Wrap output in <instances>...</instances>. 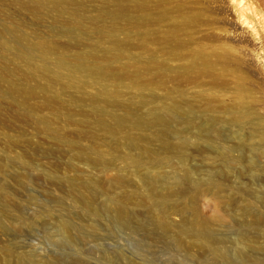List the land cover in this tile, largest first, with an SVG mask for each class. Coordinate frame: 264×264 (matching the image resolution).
<instances>
[{
	"label": "rangeland",
	"instance_id": "374dc122",
	"mask_svg": "<svg viewBox=\"0 0 264 264\" xmlns=\"http://www.w3.org/2000/svg\"><path fill=\"white\" fill-rule=\"evenodd\" d=\"M111 3L87 0L85 14L96 16L99 6ZM149 3L151 23L129 29L126 55L113 66L117 71L139 69L150 84L111 86L120 88L123 99L149 97L144 108L137 102L138 114L173 97L195 112L175 113L178 119L168 123L170 131L129 128L150 137V144H144L149 154H141L143 145L118 142L116 135L95 126L90 102H73L82 92L64 89L59 82L51 91L43 88L47 79L17 57L16 48L0 47V264H241L236 257L241 249L245 264H264V138L252 134L254 124L241 129L231 120L250 106L264 122V0H244L240 9L233 0ZM102 22L111 24L110 17ZM15 24L30 38H47L69 55L91 48L102 55L109 45L77 27L59 32L53 12L37 18L19 3L0 0V27ZM120 24L118 36L127 38L123 28L129 25L123 19ZM0 39L11 40L12 33L6 30ZM196 53L207 57L206 66H190ZM28 71L32 73L25 76ZM28 87L35 92L28 94ZM97 87L86 86L83 92L94 93ZM55 92L59 95L51 102ZM112 110L115 115L124 112L122 107ZM40 117L49 119L50 127ZM155 131L168 140L185 141L184 146L168 147ZM79 146L87 147L91 157L101 150L107 165L79 157ZM129 155L142 156L144 166L132 165ZM116 175L125 177L123 187L113 185ZM154 175L159 179L153 189ZM119 194L126 195L125 217L109 205ZM150 197L166 198L167 229L158 225ZM194 211L210 218L212 245L191 232L187 217ZM215 212H225L224 218L214 219ZM66 222L72 227L66 228ZM179 234L185 249L173 242Z\"/></svg>",
	"mask_w": 264,
	"mask_h": 264
},
{
	"label": "bare ground",
	"instance_id": "6f19581e",
	"mask_svg": "<svg viewBox=\"0 0 264 264\" xmlns=\"http://www.w3.org/2000/svg\"><path fill=\"white\" fill-rule=\"evenodd\" d=\"M11 1L15 2V3H19L26 8H29L30 10H32L33 13H35V16L37 18L39 16L43 15V13L46 11L47 12H53L54 13V20L56 21V23L61 24V26H59V32L70 33L71 29H74L75 27H77L81 31H84L86 33L94 32V33L98 34L100 36L101 41L103 39H107L109 41L108 48L104 49V53L102 55L98 54L97 50H94L92 48L89 50H86V49H78L77 50L76 49L74 54L69 55V54H66L64 51H62V49L59 45H57L56 43L55 44L52 43L47 38H39V39L30 38V36L26 32L19 30L18 24H15L17 27H14L12 29H9V28L6 29L5 26L0 27V33L6 32V30H8L10 33H12V39L11 40L0 39V47L3 50H10L12 48H16L17 49L16 50V56L25 60L26 63L29 64L33 69H35L38 74L42 75L43 77H45L47 79V82L43 85V88L51 91L54 83L59 82L62 84L64 89L74 87V89L76 88L79 92H82L80 94H76L77 96L75 97L73 102L89 101L90 105H91V109H90L91 113H92V115H94V118H95V126L99 127V129L100 128L103 129V131L106 130L107 132H110L111 134L116 135L117 138L119 139L118 142L119 141L127 142L128 143V144L126 143L127 145H134V146L135 145H137V146L143 145V146H141L143 148L141 151V154L142 153H143V155L146 153L149 154L150 153L148 151L149 147L144 146V144L147 146L150 144V142H148L150 140V137L145 135V134H142V133H139V134L137 132L134 133V132L130 131L129 128L132 129L133 127H135V128L144 129V130H145V128H147L148 130H150L149 128L153 129L155 126L156 127L160 126L161 128H159V130L161 129L163 132L164 131H170V129H168V125H169L168 123H170L173 120L178 119V118L176 119L175 113L179 112L178 114H180V112L181 113L185 112L186 116H188L187 113H189V112H191V114L192 113L195 114V112H192L193 109L190 106V104H188L190 108H188V107L186 108V107H184V105L180 104L181 101L175 100L174 97L172 98L174 100L172 101V99H171V101H169V103H165L162 105H160V103H159V106H156V104H155L156 107L155 106L153 108L150 107L149 110L147 109V112L145 114H138L136 112V109L138 108L137 106L139 105V103H137V102H140V104L143 105L149 101V97L143 96L141 99H139V100L137 99L138 100L137 102L134 101L132 99V97H131V99H128V98L123 99L120 88L111 86V83L115 82L116 85L117 84L123 85L124 83L125 84L131 83L133 86L138 85L140 87L141 85L145 86L147 84V82L150 81V80H148L147 82H145L141 78V72L142 71L139 69H136L134 72H128L126 70L117 71V70H115V68L113 66V62L115 59H119V58L124 57L126 55L127 46L129 44V37H130V30L129 29L130 28H136V27H137V29H141L143 27L147 28V26H148L147 23H148V21L150 22V19L152 16V14L150 16V12H149V8H150L149 7V4H150L149 1L150 0H111L112 3L110 6H108L107 4H103V5L99 6L97 15L96 16H90V17L86 16V14H85L88 11V9H87L88 7H86V5H87L86 1L87 0H11ZM132 1H133V3L135 2L133 5H131ZM233 1H237L236 6L239 9L244 4V0H233ZM163 15H165V14H163ZM105 17H110L111 24H107L105 22H102V20ZM121 19L125 20L126 24L129 25L128 27L123 28V30L127 33V36H126L127 38H123V39H121L118 36L119 30L122 29V25L120 24ZM177 27H178L177 25H174L173 27H171V30H173V33L176 31ZM90 28H91V30H89ZM178 29H180V27ZM80 32H77V34H79ZM75 43L81 44L80 39L76 40ZM54 54H56V55L53 56ZM201 54L196 53L194 55L192 65L190 64V66L192 68L196 67L197 62H201V64L204 63L205 66L208 64L207 57H205L204 55H201ZM203 54H205V53H203ZM206 56H207V54H206ZM147 65H149L148 67H150V63ZM204 65L202 66L203 68H204ZM198 66H200V65H198ZM213 66H215V65L213 64ZM145 68H147V66ZM30 73H32V71H28L24 74H25V76H28ZM204 75H205V73H204ZM1 78H2V76L0 75V79ZM145 80H147V79H145ZM94 84L98 85L96 92H94V93L93 92H83V89L86 86H90V85H94ZM149 84H150V82H149ZM149 84H147V86ZM116 85H114V86H116ZM129 86H131V85H129ZM143 86H141V88H143ZM10 89L15 90L13 87H11ZM26 91L28 94H33L35 92V89L32 87H28L26 89ZM2 92H3V89H0V93H2ZM244 94H243V96H245ZM58 95L59 94L57 92L52 93L51 97H49L48 100L54 99V98L56 99L58 97ZM169 97H170V95H169ZM72 98H74V97H72ZM126 99H128V100H126ZM242 99H244V97ZM50 101L53 102V100H50ZM50 101H49V103L52 104ZM247 104H245V105H247ZM248 106H246V107L248 108ZM113 107H122L124 109V112L123 113L121 112V114H119V115L116 114L117 115L116 116L112 110ZM139 108H141V107H139ZM143 108H144V105H143ZM249 108H250V106H249ZM242 109L243 108H241V110ZM248 109H243L241 115L234 116V118L231 120L234 123L235 122L238 123L240 125L241 129L247 123L254 124V126H253L254 129L252 130V134L258 138H260V137L264 138V122L262 121L260 116H254L253 115V113L255 111L252 113V111H249ZM250 109L252 110V108H250ZM142 110H145V109H142ZM259 114H261V113H259ZM189 117H190V115H189ZM188 118H187V120H188ZM112 119H114L115 121H113ZM39 120H42L47 125V127H50V120L49 119L40 117ZM191 120H192V118H191ZM211 120H216V119L211 118ZM173 122H175V121H173ZM169 128H171V127H169ZM156 129H158V127ZM241 129H239V131ZM159 130H156V131H159ZM172 131H174V130H172ZM107 132H105V133L107 134ZM154 134H156L157 137H159V140H162L160 142H163L168 147L178 149V148L184 146L185 141L181 140L180 142L177 143V142H174L173 140L172 141L170 139L168 140L167 139L168 135L166 137H164V135L162 136V134H160L159 132L158 133L156 132ZM165 134H167V133H165ZM240 134L241 135L243 134L242 136L239 135L242 139L247 137L245 133H240ZM244 134H245V136H244ZM152 137H151V141L153 140ZM241 138H239V139H241ZM243 142H245V141H243ZM71 143L74 145L75 141L73 142V140H72ZM240 144L245 145V143H241V142H240ZM79 148L80 149L77 153L79 157L85 158V159H92L93 161L101 163L104 166L107 165L105 158H104V153L101 150L99 151V154L97 156L91 157V154L87 150L88 149L87 147L79 146ZM245 148L246 147H244L242 149L245 150ZM111 150H114L113 152H115V149L113 147ZM91 151H92V149H91ZM243 154H244V152H243ZM150 155H148V156H150ZM128 157L130 158V162L132 165H135V166L137 165V166L141 167V166H144V164H145L141 158L142 156L139 157L136 155L135 156L129 155ZM186 172H188V171H186ZM152 175H150V176H152ZM156 177H157V175L156 176L154 175V177H152V180H150V184H151L150 186L153 189L156 187V180L155 179L158 178V177L157 178ZM124 183H125V177H123L121 175H116L115 178H113V185L123 187L122 185ZM92 184H96V183L94 182ZM175 186H177V185H175ZM211 186H212V184H211ZM214 186L215 185H213V187ZM109 188H110V186H109ZM169 188H170V186H169ZM182 188H184V187H181V190H182ZM201 188H202V185H201ZM204 189L205 188H203L201 190L204 191ZM136 193L131 192V194L133 196H135ZM125 197H126V195L122 196L119 194V195L113 196L111 198L109 205H110L111 210L114 211L117 216L125 217V215H126L127 211H126V198ZM150 198L152 199V201H151L152 205L157 207V210H156L157 214L156 213L155 214L157 215L156 219L158 221L157 222L158 225L163 229H167L169 227L170 223H169V218H168L169 214L167 213V210L165 208L166 198L165 197H162L159 199H153L152 197H150ZM82 199H84L87 202L90 201L89 198L86 196H82ZM244 209H246V208H244ZM246 211H248V210H246ZM182 213H183L182 215L185 216L184 212H182ZM224 214H225V212L224 213L223 212L222 213L221 212H218V213L215 212V214H214L215 216L213 218L221 220L222 218H224ZM243 215H245V214H243ZM258 217L256 216L255 219L257 220ZM187 219L191 225L190 226L191 232H194V236L197 237L199 240L200 239L202 240V237H203L205 244L212 245V241L214 239V234L212 233L210 218L208 219V218L204 217L203 215H201L198 211H194L193 217H189V218L187 217ZM126 220H127V218H126ZM211 220H213V219H211ZM253 220H254V218H253ZM256 220H254V221H256ZM258 221H260V220H258ZM65 225H66V228L72 227V224H70L69 222H66ZM248 237L249 236H247V239H248ZM173 239H174V241L172 239L171 240L176 244V248H177V246L179 249H185L187 247L186 240H184L182 234H179L178 236L174 237ZM248 240H251V239H248ZM255 243H257V242H254V244ZM252 245H253V243H252ZM258 245H260V244H258ZM221 249L215 248L214 250L216 252L223 254V255H226L224 253L223 249L222 250ZM241 250H238V252H237V256H236L237 261L240 262L241 264H245L244 251H241Z\"/></svg>",
	"mask_w": 264,
	"mask_h": 264
}]
</instances>
